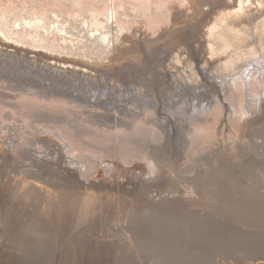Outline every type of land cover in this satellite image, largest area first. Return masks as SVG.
<instances>
[{
	"label": "rangeland",
	"instance_id": "obj_1",
	"mask_svg": "<svg viewBox=\"0 0 264 264\" xmlns=\"http://www.w3.org/2000/svg\"><path fill=\"white\" fill-rule=\"evenodd\" d=\"M21 1L0 0V8L9 11L22 8ZM33 1H36L37 10L68 13L72 8L71 0ZM259 1L249 0L244 7H240L244 3L242 0H107L103 3L106 6L90 5V8L102 9L106 15L111 10L120 20L125 21L127 17L128 22L139 29L144 27V22L147 25L154 18H160V31L153 36L155 40L149 43L143 40L145 51L136 47L132 41L134 38L130 37L131 43L124 42L115 55L107 58L55 48L53 44L59 46L60 40L49 32L45 34L48 41L39 46L28 43L23 36L17 38L14 35L9 39L0 35V66L8 67L10 70L6 68L5 72L11 76L15 74L14 70L23 76L19 81L0 76V111L4 110L3 114H6L2 115L7 118L3 124L17 122L21 125L31 121V117L27 120L21 112L22 105L36 108V112L42 109L54 116L66 113L64 117L74 129L69 131L74 134L79 131L75 136L69 132V137L73 136L70 139L74 145L79 144L76 147L85 148L90 155L87 163L91 160L92 164L89 163L92 170L87 176L70 169L72 165L65 157L54 161L47 159L40 167L39 159L31 157L35 160L32 161L29 153L23 152L25 145L16 144L14 147L10 144L9 140L16 131L3 126L0 130V264H210L214 249L221 251L217 260L222 264H233L232 258L242 259L240 226L245 223L264 226L263 205L261 210L256 209L259 213L256 214L254 208L257 206L243 208L241 204L245 187H257L264 182V153H249L243 151L242 146L244 140L253 138L254 127L264 121V115L258 118L248 115V119L240 121L237 117L235 121L227 117L231 112L229 107L226 108L228 97L222 94L216 77L223 62L235 58L238 49L208 54L205 33L207 30L218 33L229 24L243 23L247 17L251 21L256 19L248 11L257 5L262 6L261 1L264 6V1ZM163 27L167 33H163ZM139 34L142 39L146 38L142 32ZM193 50H196V57L191 52ZM23 66L33 67L35 74L44 70L42 76H51L59 90L50 92L51 88L38 90L25 86L23 82L31 71L26 70L23 75ZM207 73L213 75L215 82L203 88ZM149 80L154 86L148 84ZM63 83L68 87L75 85V89L78 83L101 90L110 85L111 94L128 86L129 100L136 98L134 91L137 89L143 96H148L146 93L150 91L160 101L174 93L179 95L184 85L190 84L206 92V95L196 93L198 99L194 105L198 101H202L200 107L210 100L212 103L221 102L218 131H215V137L207 140L195 136L194 129L205 124L207 114L194 119L190 127L181 129L180 124L185 125L184 116L193 111V100H188V104L184 101V107L178 112L177 132L173 134L170 123L163 128L157 126L159 118L165 124L162 117L171 116L161 103L158 110L148 111L140 103L129 102L128 111L134 115L129 118L126 107L119 108L117 120L112 122L108 113L113 107L108 103L104 105L102 102L98 106L94 103L93 106L92 102L61 100L66 92L62 89ZM21 90L31 93L38 90L52 98L43 101L28 94L24 97ZM216 90L221 92L220 97H216ZM151 105L155 104L152 102ZM11 111L18 112L16 118H12ZM71 111L74 112L69 113ZM57 118L52 119L53 122L41 121L38 126L43 130L52 127L51 130L55 131L56 124L65 130L63 124L56 122ZM23 128L24 131L30 130ZM230 129L234 132L228 131ZM43 150L37 155H43ZM80 157L86 159L83 155ZM146 159L153 165L149 167ZM105 160L116 162L109 174ZM102 161L104 164L101 165L105 167L101 173L103 181L98 178ZM139 171L140 180L135 177ZM36 186L50 193L49 202L36 197ZM84 208L89 210L86 212Z\"/></svg>",
	"mask_w": 264,
	"mask_h": 264
},
{
	"label": "bare ground",
	"instance_id": "obj_2",
	"mask_svg": "<svg viewBox=\"0 0 264 264\" xmlns=\"http://www.w3.org/2000/svg\"><path fill=\"white\" fill-rule=\"evenodd\" d=\"M104 1H107V0H71L72 8L68 13H65V12H62V10L61 11L60 10L55 11L53 9L48 10V11L37 10V5L35 3L36 1L34 2L33 0H29V2H28L27 0H23V1H21L22 8H17L15 10L13 9L12 11L0 8V35H4V36L8 37L9 39H13L12 37H14V35H17V38H18V36H21V37L23 36L24 38L29 40V41H27L28 43L30 42V44L32 43L34 45L39 46V45H44L45 44L44 42L48 41V37H46L45 34H47V32H49V34H53V36L57 35L59 40H60L59 46L53 44V47L56 48V46H57L60 49H63L67 52L79 53L81 55H87V53H89V54L93 53L97 57H100V58L101 57L107 58L109 55H113V54L115 55V53L117 51H119L118 50L119 47L124 42H126V41L130 42L129 40L131 37V38H134L133 40L131 39L132 41L135 42L134 44H137L135 46L136 47L140 46L141 50L145 51L146 50L145 49L146 44L143 40H147V42L149 43V41H151L153 39V36H155V34H157L160 31V29L158 28L159 24H160V18L156 17L153 20L151 19L152 22L150 24H148L146 22L147 25L144 24L145 23L144 22L142 25L144 27H141L140 29L135 28V26H133L131 23L128 22L127 17H126L125 21L120 20L117 16H115V14L110 9H109L110 12L107 13V15H106L104 12L102 13V9L99 10L96 8L93 9V8L89 7L90 5H92V6L103 5ZM242 1L244 3H243V5L241 4L240 7H244V5L246 6L248 4L249 0H242ZM106 3H109V2H106ZM261 3H262V6L257 5L255 8H253L252 11H248L249 14L251 15V17H257L256 19H253L251 21L250 18L247 17V20H244L243 23H240L239 25H235L233 23L231 25L229 24V26H226L224 29H222L218 33H214L212 31L208 32V30H207V33H205V34H207L205 47L209 51L208 54L210 53L211 55H216V54L226 52L230 48L238 49L236 51L237 56L235 58L230 57L231 59L229 58L228 60L225 61V63L223 62V64H222L223 66L220 67V69L218 70L217 77H216L218 79L217 82H219L220 88L222 89V94L224 95V97L229 98V99L228 98L227 99L225 98V99L227 101H229L226 108L229 107V109L231 110L230 113H227V117L230 119H234L235 117H237L236 119H239V121H240V119L247 118L248 115L249 116L253 115L255 118H258V117H261L264 115V6H263L262 1H261ZM256 4H257V2H256ZM256 4H254V6ZM103 6H106V5H103ZM99 7H101V6H99ZM116 8H118V7H116ZM91 9H93V10L90 11ZM164 18H165V16H164ZM164 28L165 27H163V29ZM165 30L166 29L163 30V33L166 32ZM55 32H56V34H55ZM139 32H142V35L146 36L147 39L146 38L142 39L140 36L141 34H139ZM174 37H176V36H174ZM188 37H189V35H188ZM252 39H253V41H251ZM153 40H155V39H153ZM181 41H182V39H181ZM132 44L130 47H132ZM190 46L192 47V45H190ZM50 48H51V46H50ZM181 48H183V46ZM128 49H132V48H128ZM128 49H126V51ZM54 50H56V49H54ZM196 50L191 51L193 56H195V57H196V54L194 53V51H196ZM124 52H125V50L123 49V53ZM0 67H2V70H0V76L1 77H4V78L8 77V79L11 78V79L16 80V81L21 80V78L23 77L22 74L18 75L16 70H14L15 74L11 76L8 73V71L5 72V69L8 67H6V66H0ZM26 68H27L26 66L22 67L23 75H26V70H28V71L30 70L31 72H30V75L26 76V80H24V82H23L25 84V86L27 85V86H29V88L34 87V88H37L38 90L43 89V88H46V89L51 88V90H49L50 92H54L55 90L56 91L59 90V85L56 84V81L55 82L51 81L52 80L51 76L48 78H46L48 75L42 76V74L44 73V70L42 71V73L39 72L40 71L39 70V71H37V74H35L33 67L30 66V68H27V69ZM8 70H10V69L8 68ZM118 72L119 71L114 72V74H116ZM207 76H208L207 79L203 80V85H202L203 88L206 85L207 86H210L211 84L213 85L215 82V81H213L214 77L211 73H207ZM151 78H152V76H151ZM149 81L150 82H148V84H150L151 87L154 86L153 85L154 83L151 82V80H149ZM183 84H184V82H183ZM61 86H62V89L64 91H66L64 93V95L61 97V100H63L64 102L67 99V101L68 100H70V101L79 100L82 103L83 102H88V103L92 102L91 105H93V106L95 104H96V106H98L102 102L104 103V105L107 103H108V105H111L113 108H112V110H109L111 112L108 113V116H110L109 119L112 122H115L117 120V113L119 112L118 111L119 108L124 109V107H126L125 108L126 115L130 118V116L133 113L132 112L130 113L128 111V108H129L128 103L129 102L130 103H140V105L145 106L148 109V111H153L154 109L158 110V106L161 103L164 107L163 109H165V111L167 110V112L170 113L171 116L170 117L168 115L166 117L161 116L162 118L165 119V124L163 123L164 121L161 122L160 118H159V122H158L157 126H160V128L161 127L163 128L166 124L170 123V125H171L170 131L172 132V134L174 132H177V128H178L177 124L179 123V115H180L178 112L184 107L183 106L184 101H186V103H187L188 100H193L192 108H191V110H193V111L191 114H186V115L184 114L185 116L183 118V121L185 122V125L181 123L180 124L181 129H185L187 126L190 127L192 124V121L194 119H199V117L207 114L208 117L205 120V124L197 125V128L194 129L195 136L197 138L207 140L211 137H215L214 133H215V131H218L217 124L219 125L218 122H219L220 112L222 110L221 102L216 101L215 103H212L211 102L212 100H210L209 102L206 103V105H203L200 107L199 102H202V101H198V104L194 105V102L198 99L196 93L201 92L202 94H205L206 92H204L205 90L200 91V89H198L196 86H193L190 84L184 85L185 87H183V89H182L183 93L181 90H179V91H181V93L179 95H176L174 93L173 96L171 94V97L168 96V98H167V96H165L163 101H160L157 98H155L153 96V94H150V91H148L146 93V94H148V96L140 95L137 89L134 91V96L136 98L135 99L132 98V100H129V97H130L129 93L130 92H129L128 86H126V89H122L121 91L117 90L115 93H112V94L110 93V91L112 90V89L110 90V88H111L110 85H107L106 88L103 87L102 90L96 89L95 87L94 88H90V87L86 88V85L80 86V83H78V86L76 89L74 88L75 85H74V87H68L66 84L63 83V84H61ZM71 86H73V85H71ZM28 90L27 91L21 90L20 94L21 95L28 94L29 96L30 95L37 96L39 98H42L43 101L44 100L46 101L47 99L50 100V98H52V97H50L51 95L49 97L44 96L38 90L35 93H33V92L31 93ZM101 91H103V93ZM113 91H114V89H113ZM175 92H176V90H175ZM214 93L216 94V97L217 96L220 97L221 92L219 93V91L216 90ZM168 94H169V92H168ZM28 95H24V97L28 96ZM206 101H208V100H206ZM152 102L155 104L154 106L151 105ZM190 102H192V101H190ZM8 104L10 105V103H8ZM63 104H65V103H63ZM176 104H179V106L177 107ZM7 106H5V107H7ZM11 106H13L12 103H11ZM14 106H17V105H14ZM65 106H66V104H65ZM17 107H19V106H17ZM20 108H21V112L23 114H25L24 117L27 118V120H28V118L30 119V117L32 118L31 121L27 122L28 124L26 123V124L20 125V124H17L16 121H14V122H16L15 124L13 123L11 125H8L9 122L7 124H3V122H5V120H7V118H5L3 116L6 113L3 114L4 110L0 111V130L3 128V126H6V128H8L9 130H12V131L15 130L16 131L13 133V135H14L12 137L13 139L9 140L11 145H13V146L16 144H18L20 146L25 145L26 148L24 149L23 152H25L27 154L29 153L30 158L35 157L36 159H39L38 161H40L41 163H39L38 165H40V167L44 162L47 161V159L54 161V160H58L60 158L65 157V159L67 158L69 160V164L72 165V167H70V169L77 170V171L81 172V174H85V176L90 174L89 170H92V169H89V167L92 165L90 163L91 160L89 162L91 165L89 163H87L89 160V159H87L88 158L87 156H89V158H90V155L87 154L85 148L83 149L81 147V149H80L79 148L80 146L76 147L75 145L78 143H76L74 145V142H72V140L70 139L73 136L69 137V135H68V133L70 132L69 130L72 129L74 131V129H73L72 123L69 122V120H67L64 117L65 115H67L66 113H65V115L61 114L59 116L58 115L54 116V115H52V113L50 115L49 112L42 111V109L36 112V108H35V110L32 108L29 109L25 105L20 106ZM26 108H28L27 111H26ZM106 108H107V106H106ZM108 108H109V106H108ZM65 109H67V108H65ZM68 110L69 109H67L66 111H68ZM184 110H186V109H184ZM11 112H12V114H11L12 118H14V116L18 113V112L17 113L15 112L16 113L15 114V113H13V111H11ZM19 112H20V110H19ZM73 112L71 111L69 113H73ZM75 113H77V111ZM165 113L166 112H163L164 115H165ZM90 114H92V113H90ZM16 116H15V118H16ZM68 116H69V114H68ZM68 116H66V117H68ZM181 116H183V115L181 114ZM33 117L35 118V120L33 119ZM56 117H58L57 118L58 120L56 122L58 124H60V123L63 124V127L65 128V130L68 129V131H65L61 126L57 127L56 124H55V127L57 128L56 129L57 131L55 129H54L55 131H52L51 130V129H53L52 127H51V129H49L50 127L46 128V127L42 126V128H46L43 130V129H40V127L38 126L39 122H41V121L48 122L49 120L52 121V119H54ZM236 119H234V121ZM54 120H56V119H54ZM71 121H73V120H71ZM56 122H54V123H56ZM54 123H52V124H54ZM73 123H75V122H73ZM42 125H44V124H42ZM94 125H96V124H94ZM97 125H98V123H97ZM174 125H176V128H174ZM183 126H185V127H183ZM23 127L29 128L30 130L25 129L26 131H24ZM111 127H112V125L110 126V128ZM243 129H245V128L243 127ZM247 129H248V127H247ZM228 131H230L231 133L234 132L231 129ZM72 132H70V133H72ZM78 132L76 131L75 134L78 135L79 134ZM73 134H74V132H73ZM75 134H74V136H75ZM98 135H99V133H98ZM101 135H103V134H101ZM235 135H237V134H235ZM104 137H106V136L104 135ZM106 138H104V140ZM101 139H103V138H101ZM91 141H93V140H91ZM244 142L245 143L242 146L243 151H246L249 153L255 152L257 154H263L264 153V121H262V123L260 125H257L254 127L253 138L249 139L248 141L244 140ZM8 144H9V142H8ZM28 144H30L32 147H29ZM106 145L108 146L109 144H106ZM41 149L42 150L44 149L43 150L44 154L43 155H37V154L43 153ZM109 149H110V147H109ZM112 149H114V148H112ZM116 149H117V147H116ZM12 150L14 151L13 148H12ZM13 151H11V152L13 153ZM17 151H15L14 153H16ZM79 155L85 156L86 159L82 160L81 159L82 157L79 158ZM100 155L102 156V154H100ZM45 158H46V160H45ZM92 159H94V158H92ZM97 159H99V158H97ZM123 159H124V157H123ZM123 159H122V161H123ZM31 160L35 161L33 158H31ZM146 160H147L149 167H150V165H153V162L151 160H148V159H146ZM112 161L110 162V161L105 160V162L104 161L100 162V167L98 170L99 171L98 173H100V175H98V178L99 179L101 178L100 180L103 179L101 177L102 176L101 173L103 172L102 168L105 169V167L102 166L101 164L104 162L105 165H108V172L107 173L109 174V172L112 171L116 167V162H112ZM124 161H126V158ZM34 165L37 166V164H34ZM40 167L39 168L37 167V168L40 169ZM96 167H97V165H96ZM64 168H66V167H64ZM91 168H93V166ZM77 171H76V173H77ZM51 173H53V171ZM72 173H71V175H73ZM108 174H106V175H108ZM135 177L140 180L142 178L141 171H139V174H137ZM83 178H84V175H83ZM36 188H37V190H39L38 192L36 190V197L39 198V200H42V202L43 201L49 202L51 200L50 193L48 191L45 192L44 190H42V188L40 186L39 187L36 186ZM243 191L245 192V194L242 198V203H241L242 207L248 208L251 206H254V207L257 206L254 209H255V213L259 214L256 211V209L259 211L264 206V203H261L264 200V182H262L257 187H253V186L251 187L250 185H248L247 187H245L243 189ZM250 204H252V205H250ZM261 205H263V206H261ZM84 209L86 212L89 210L88 208H84ZM251 216H252V214H251ZM258 218H260V216ZM63 223H64V221H63ZM63 227H65V225ZM239 229L242 231V234H241L242 238H241V244H240V246H241L240 248L242 250L241 251L242 252V254H241L242 259L232 258L233 264H264V226H259V224L249 225V224L245 223V224L241 225ZM23 230H24V228H23ZM52 238H53V236H52ZM218 247L219 246H217V248ZM229 248H230V245H229ZM218 250H216V249L212 250V253L215 251L214 252L215 254L213 253L214 256L212 255L213 257H212V259H210L211 260L210 264H222L217 260V255L221 254L220 253L221 251L218 252ZM21 260H23V259H21Z\"/></svg>",
	"mask_w": 264,
	"mask_h": 264
}]
</instances>
